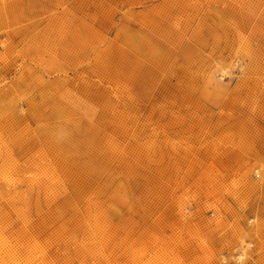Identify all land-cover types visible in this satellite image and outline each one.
Returning a JSON list of instances; mask_svg holds the SVG:
<instances>
[{"label": "rangeland", "instance_id": "374dc122", "mask_svg": "<svg viewBox=\"0 0 264 264\" xmlns=\"http://www.w3.org/2000/svg\"><path fill=\"white\" fill-rule=\"evenodd\" d=\"M0 264H264V0H0Z\"/></svg>", "mask_w": 264, "mask_h": 264}]
</instances>
